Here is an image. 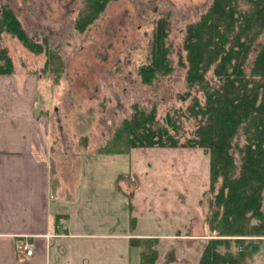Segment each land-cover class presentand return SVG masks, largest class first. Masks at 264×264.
<instances>
[{"label":"rangeland","instance_id":"rangeland-1","mask_svg":"<svg viewBox=\"0 0 264 264\" xmlns=\"http://www.w3.org/2000/svg\"><path fill=\"white\" fill-rule=\"evenodd\" d=\"M81 2L0 0V4L14 9L24 28L38 42L47 39L52 56L56 54L65 64L62 70L46 67L50 55L32 52L15 37L3 33L1 45L6 46L15 63V80L4 81H16L18 89L39 91L37 104L47 107L50 140H62L64 158L72 168H77L83 159L90 162L93 171L85 178L97 190H106L96 196L124 198L122 206L126 209L130 198L136 217L135 225L131 222L132 230L164 235L155 243L159 251L155 264H197L209 240L210 228L205 219L213 197L210 156L204 149L135 148L130 152L129 172L121 177L117 173L126 172L129 157L99 150L112 139L122 121L131 116L134 104L150 108L157 103L158 119L163 121L170 113L181 123V133H193L196 119L182 113L193 104V96L205 103V95L196 87L189 99L181 98L186 89L187 69L179 65V56L183 55L185 60L186 26L197 20L212 0H114L82 33L74 27ZM161 17L169 20L167 40L174 50L175 70L150 85L143 83L139 68L150 60L154 29ZM207 78L215 83L212 70ZM244 142L242 136L241 145ZM87 152L99 153V159L96 161ZM99 169L104 171L102 175ZM220 184L221 180L217 189ZM109 202L108 199V205ZM116 203L112 200L111 205ZM119 212L112 211L115 216ZM119 227L121 221L112 229ZM248 238H253L245 244L250 263L264 264V237ZM128 245L135 247L131 238ZM172 253L175 259L168 261Z\"/></svg>","mask_w":264,"mask_h":264},{"label":"trees","instance_id":"trees-1","mask_svg":"<svg viewBox=\"0 0 264 264\" xmlns=\"http://www.w3.org/2000/svg\"><path fill=\"white\" fill-rule=\"evenodd\" d=\"M112 1L82 0L75 29L85 32ZM3 33L32 52L50 55L46 67L64 68V62L56 54L52 56L48 40L38 42L14 9L0 4V74L15 72L8 49L1 45ZM184 36L186 56L185 60L179 56V65L187 69L186 89L180 96L189 99L196 87L205 95V103L193 96V104L182 113L196 119L193 133H181V123L170 113L163 121L158 119L157 103L150 108L134 104L131 116L99 151L120 154L149 147L204 149L210 156L213 197L205 219L209 240L197 264H251L245 244L253 238L248 237H264V0H212L207 10L186 26ZM168 37L169 20L161 17L154 29L150 60L139 68L143 83L151 85L174 72V50ZM210 70L215 83L207 78ZM242 136L245 142L241 145ZM129 209H133L130 201ZM131 220L135 225V217ZM158 239L131 238L139 249L140 264L156 263ZM174 259L172 253L167 260Z\"/></svg>","mask_w":264,"mask_h":264},{"label":"crops","instance_id":"crops-1","mask_svg":"<svg viewBox=\"0 0 264 264\" xmlns=\"http://www.w3.org/2000/svg\"><path fill=\"white\" fill-rule=\"evenodd\" d=\"M9 79L15 80L14 74H0V264H140L129 239L164 235L132 230L135 209L123 208L124 198L96 196L106 190L86 179L93 171L90 162L83 159L72 168L62 140H50L47 107L37 104L39 91L18 89L16 81L5 83ZM130 152L120 153L129 162L117 177L128 174ZM87 153L97 161L99 153ZM114 210H120L118 216ZM24 239L35 244L32 256L18 249Z\"/></svg>","mask_w":264,"mask_h":264},{"label":"built area","instance_id":"built-area-1","mask_svg":"<svg viewBox=\"0 0 264 264\" xmlns=\"http://www.w3.org/2000/svg\"><path fill=\"white\" fill-rule=\"evenodd\" d=\"M19 251L25 252L27 256H32L35 251L34 242L24 239L18 242Z\"/></svg>","mask_w":264,"mask_h":264}]
</instances>
